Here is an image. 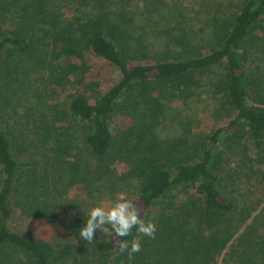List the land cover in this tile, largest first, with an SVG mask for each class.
<instances>
[{"label": "trees", "instance_id": "1", "mask_svg": "<svg viewBox=\"0 0 264 264\" xmlns=\"http://www.w3.org/2000/svg\"><path fill=\"white\" fill-rule=\"evenodd\" d=\"M60 1L72 2L0 0V264H109L120 238L97 230L89 244L79 230L92 202L118 194L157 225L155 239L136 229L126 238L141 240L132 264H264V210L231 219L236 203L218 176V145L231 134L264 153V0H196L199 31L178 22L173 54L160 57L110 0H79L93 11L67 23ZM98 61L118 78L105 79ZM202 89L214 113L234 115L228 125L192 135L182 123L164 138L167 105ZM14 216L50 234L14 232Z\"/></svg>", "mask_w": 264, "mask_h": 264}, {"label": "rangeland", "instance_id": "2", "mask_svg": "<svg viewBox=\"0 0 264 264\" xmlns=\"http://www.w3.org/2000/svg\"><path fill=\"white\" fill-rule=\"evenodd\" d=\"M71 1V4H66V1L58 2L59 8L66 6L60 9V14L66 23L77 18L84 20L93 11L91 7L80 5L79 0ZM110 2L113 12L126 17L125 20L119 17L118 19L136 36L144 38V43L153 57L170 55L168 40L176 33L174 28L178 22L182 23V29L198 32L205 20L204 14L199 10V2L196 0H110ZM230 2L233 6L234 0ZM231 9V7L227 8V12ZM96 66L103 71L105 79L118 78V73L104 62L98 61ZM246 69L251 71V60L247 63ZM222 70L220 68L213 72L221 73ZM206 76L205 79H208L213 75ZM69 94L70 91L58 93L53 98L63 103ZM215 109L214 99L207 89H202L199 96L168 104L167 113L162 119L159 131L164 138H171L183 132L181 124L187 123L191 126L192 135L212 134L214 129L228 125L234 117L224 111L217 115L214 113ZM7 113H13V111L8 110ZM111 127L113 128V125ZM218 151L224 158V165L218 173L222 189L230 193L237 207V211L229 217L236 220L240 217V211L248 208L254 211L250 223L264 210V153H261L251 141L239 138L235 134L223 139L218 145ZM78 193L79 191L73 188L70 195L76 197ZM80 197L83 198L81 193ZM128 199L133 200V198ZM112 203L106 200L92 202L86 209L87 219L93 207L101 205L110 207ZM10 228L23 235L50 234L49 227L42 223L34 225L20 216L13 217ZM215 264H221V258Z\"/></svg>", "mask_w": 264, "mask_h": 264}, {"label": "clouds", "instance_id": "3", "mask_svg": "<svg viewBox=\"0 0 264 264\" xmlns=\"http://www.w3.org/2000/svg\"><path fill=\"white\" fill-rule=\"evenodd\" d=\"M110 226V228L108 227ZM133 229L139 234L155 239L157 225L154 222H145L141 219L133 200L118 194L117 199L110 207L95 206L89 212L85 226L80 228L79 234L82 240L92 243L96 239L97 230L105 234L115 235L120 238L117 243L118 251L109 258V264H115L118 257L127 254L128 264H132L136 254L142 251L139 236L128 240L133 235Z\"/></svg>", "mask_w": 264, "mask_h": 264}]
</instances>
